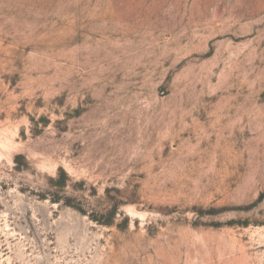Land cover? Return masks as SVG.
Returning a JSON list of instances; mask_svg holds the SVG:
<instances>
[{
	"label": "rangeland",
	"instance_id": "374dc122",
	"mask_svg": "<svg viewBox=\"0 0 264 264\" xmlns=\"http://www.w3.org/2000/svg\"><path fill=\"white\" fill-rule=\"evenodd\" d=\"M0 264H264V0H0Z\"/></svg>",
	"mask_w": 264,
	"mask_h": 264
}]
</instances>
